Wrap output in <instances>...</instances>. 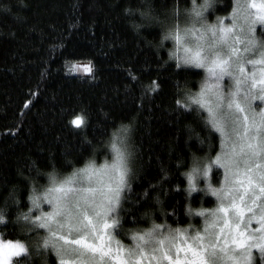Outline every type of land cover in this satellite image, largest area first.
I'll use <instances>...</instances> for the list:
<instances>
[{
	"label": "trees",
	"instance_id": "trees-1",
	"mask_svg": "<svg viewBox=\"0 0 264 264\" xmlns=\"http://www.w3.org/2000/svg\"><path fill=\"white\" fill-rule=\"evenodd\" d=\"M210 1L208 17L227 14L233 4ZM192 6L193 0H0V209L6 216L0 237L27 249L11 264H60L52 247L42 246L46 230L21 214L32 208L33 188L38 194L49 185V173L62 178L89 161L110 159L121 125L128 126L122 147L131 173L112 228L119 242L129 245V236L154 222L193 228V212L214 206L202 190L188 191L185 175L220 146L205 113L183 107L203 72L177 65L171 38L164 39ZM84 62L92 74L73 70ZM152 82L159 87L151 90ZM76 114L86 117L81 127L70 123Z\"/></svg>",
	"mask_w": 264,
	"mask_h": 264
},
{
	"label": "snow or ice",
	"instance_id": "snow-or-ice-1",
	"mask_svg": "<svg viewBox=\"0 0 264 264\" xmlns=\"http://www.w3.org/2000/svg\"><path fill=\"white\" fill-rule=\"evenodd\" d=\"M199 7H207V4ZM249 7L258 11L255 13V18L249 23L248 31H254L252 26L257 23L264 24V0H249L248 4H240L238 0L237 7L233 8L232 13L233 27L221 26L217 30L215 25L206 26L207 31L212 33L213 42L205 46L202 43L205 40V26H202L199 35L196 34L194 28L196 18H201L202 13L197 10L195 0H193V27H186L181 30L179 24H176L168 28L164 36V39L171 37L175 40L177 51L180 50L181 45L183 47V57L177 56L176 52L171 53L172 56H176L177 60L182 59L185 64L202 67L207 72V78L202 82L200 91L196 94H188L186 99L191 103L185 102L183 107L190 108L194 103L206 109L212 127L224 137L221 141L222 150L217 153L214 159L202 166L194 162L191 171L185 173L188 178L189 189L193 190L196 187L195 178L203 176L207 179L213 165L223 167L225 171V186L214 188L211 183L207 184V190L221 200L220 206L211 210L204 221L205 235L208 238L207 246H203L204 238L199 231L192 237V240L196 241L199 246L194 247L189 243L176 244L177 237H184L187 241V237L184 236L187 230L173 229L171 226L154 222L151 229H146L143 233L133 234L136 245L128 251V259H124L119 254L121 251L119 248L115 251L111 248V237H107L105 232L101 231V226L107 230L118 223L114 219L110 224L107 215L119 204L120 190L125 184V176L128 172L127 149L126 146L122 147L128 133V126L121 125L120 129H116L112 134L111 149L115 153V157L110 164L106 161L97 166L95 161H89L83 168L74 170L63 179H58L54 173H49L50 186L38 194L33 188V194L29 196L32 208L27 213L21 214L23 219L31 221L33 226L47 230L48 235L43 238L42 246L44 248L51 246L56 255L61 258L60 264H112V261H116L118 264H129L130 261H135L144 255V247L153 243L160 246V259H167L170 264H223L225 259L237 261L238 264L239 258L232 254L235 249L221 246L217 251L216 242L222 236L225 237V244L229 242L228 237L225 236L226 228L230 231L235 229V235L231 237L230 242L243 249L240 257L249 260L250 249L257 247L260 249L261 258L264 259V243H256L257 239L264 241V205L261 206V216L259 217L260 228L258 231L261 235L259 237L245 236L248 224L256 217L253 214L245 221V211H252V209L244 204V195L237 198V186L230 181L231 175H236L241 171V161L247 169L250 161L264 152V146L254 145L251 142L245 143L250 134V128L259 131L264 127V107L260 108L259 112L253 107L255 100L264 102V67L259 68V78H257L256 68V65L264 66V45L261 46L260 58L249 60L243 53L253 52L256 45L255 39H249L247 45L241 50L234 46V43L231 42L232 37L229 35L235 27V21L238 19H242L246 23L249 21V17L253 15L249 12ZM141 15L145 16L147 13L141 12ZM136 27L139 28V25ZM185 38H190L191 43L186 42ZM240 39L239 36L235 37L236 42H239ZM162 43L163 41H161ZM225 46L227 50L222 52ZM246 63L253 65L252 72L246 71ZM79 67H83L86 72H92L91 64L74 65L73 70H77ZM225 76L234 82V87L229 85L228 93L223 91L222 81ZM249 81H251V85L247 86ZM257 86H259V94L254 91ZM148 87L155 90L159 85L152 82ZM180 103L181 101L177 100V104ZM70 123L81 127L86 123V117L82 114H76ZM226 128L231 129V132L239 138V150H237L236 141H233L231 145L226 143L228 140ZM241 128H243V134L240 131ZM247 171L250 172L251 170L247 169ZM106 178L108 179L106 180ZM111 179L116 180L115 188H112L108 182ZM93 180L97 185L95 188L77 186L83 181L91 182ZM254 183L255 181L248 175L247 185L241 183L239 187L247 193L248 188ZM257 186L260 188V192L264 194V172L260 174V184ZM105 187L113 194L105 193L103 191ZM225 197L231 201L227 206L224 203ZM45 202L51 206V211H44L41 207ZM253 204H255V200H253ZM32 209L39 210L40 214L33 216ZM230 209L232 210L231 220L227 216ZM208 211L201 210L200 215L203 216ZM220 213L225 215L221 217ZM19 219L20 216L17 217V220ZM5 220V210L0 209V223ZM221 221L222 223H220ZM242 224L245 231L241 230ZM164 227H168L167 234L160 231ZM248 240L253 241V243L245 246ZM165 241L168 242L169 247L175 245V258L169 255L167 249L163 248ZM37 247L39 248L41 245L37 244ZM155 250L153 249V251ZM26 251L27 249L21 241L0 239V253H2L0 259L3 260V264H10L13 255H19ZM181 251L191 252L192 258L188 259L185 256L182 260L179 256ZM65 256L75 257V259L64 260L63 257Z\"/></svg>",
	"mask_w": 264,
	"mask_h": 264
},
{
	"label": "rangeland",
	"instance_id": "rangeland-1",
	"mask_svg": "<svg viewBox=\"0 0 264 264\" xmlns=\"http://www.w3.org/2000/svg\"><path fill=\"white\" fill-rule=\"evenodd\" d=\"M237 3H238V0H233L232 7L230 8V10L228 11L227 14L222 15V16H213V17H208V13L212 11V9H210L211 8V1L210 0H203L200 3H195L197 6V10L201 11L202 17L196 18V23L194 25V28L196 30V34L199 35L200 31L202 29V26H205V40L202 42L205 44V46L208 43L213 42L212 33H211V31H207L206 26L215 25L217 27V30H219V28L221 26L233 27L234 22H233V18H232V13H233V8L237 7ZM239 3L240 4H248L249 0H239ZM205 4H207V7H203V8L199 7V6L205 5ZM192 8H193V6L189 9V11L187 13H185L183 18L178 23L181 30H183L186 27H188V28L193 27L194 13L192 12ZM248 10H249V12L253 13V15L249 17V21L247 23L245 21H243L242 19H238L237 21H235V27L233 28V31L231 33H229V35L232 37L231 42L234 43V46L241 49V50H243V48L247 45V42L249 39H255L256 45L253 49V52L252 53H243V54L246 55L249 60L259 59L260 58V51L262 50L261 46L264 45V35H263V33H261V31H264V24L257 23L255 25H253L252 27H253L254 31L249 32L248 31V25L251 22V20L255 18V13L258 10L255 8H250V7ZM236 36H239L241 38L239 42L235 41ZM171 41H172V47L170 50V54L173 52H176L177 56L183 57L184 51H183L182 45L180 46V50L177 51V44H176L175 40L173 38H171ZM185 41L191 43L190 38H185ZM226 50L227 49L225 46V48L222 49V52L226 51ZM172 58L177 65L189 66V67L201 69V71L203 72V78L200 82L198 89L196 91H194L193 94L198 93L200 91V86H201L202 82L207 78L206 70L202 67H196L195 65L185 64V63H183L182 59L177 60L176 56H172ZM84 63L85 64H91L89 62H84ZM91 66H92V64H91ZM260 67H264V66L256 65L257 78H259V68ZM65 69H66L67 74H69V75L75 74L67 66L65 67ZM245 69L247 72L250 73L253 70V65L246 63ZM89 74H92V72L84 71L82 73H79V75H89ZM222 85H223V91L225 93H228L230 90L229 85H233V87H234V82L231 80V78H229L228 76H225L223 81H222ZM250 85H251V81L248 82L247 86H250ZM254 91L257 94H259V86H257V88L254 89ZM241 95H242V93H241ZM188 103H191V102L188 101ZM192 105L197 107L198 109H201L205 113L206 119L208 120L209 114H208L206 109L201 108L199 105L194 104V103ZM253 107L255 108V110L257 112H259L260 108L264 107V102H261L259 100H255V101H253ZM208 123L212 127L211 122L209 120H208ZM212 129H214L217 132V134L219 135L220 146H219V150L217 151V153H219L222 150L221 141L224 139V137L221 135V133L217 129H215L213 127H212ZM226 131L228 133V140L226 141V143L231 145V143L233 141H236L237 142V150H239V147H238L239 143H240L239 138L236 137L231 132V129L226 128ZM240 131L243 134V128H241ZM249 133L250 134L247 137V139L245 140V143L251 142L254 145L264 146V127L259 129V131L255 128H250ZM110 148H111V146H110ZM246 151H247V149H246ZM111 152H112V154H111L110 159L106 160L109 164L113 161V159L115 157V153L113 152L112 149H111ZM217 153L212 155L211 157L203 160L202 163H200V165L202 166L203 164L208 163L211 159H214V157L217 155ZM106 161L99 163V164H96V165L97 166L102 165ZM127 168H128V172L126 173V176H125V184L120 190V198L122 195V191L126 186V181H127L128 177L130 176V173H131V168H130V164L128 161V157H127ZM214 168H219L220 173L218 175L213 176L214 174H212V170ZM240 169H241V171L239 173H237L236 175L230 176V181L232 184H235L237 186V198L240 195H244V204L251 207V209H252V211H245V213H244L245 221H247L249 219V217L253 216V214H255V217H256L255 219H252L250 221V223L247 226L246 231L244 229L243 224L241 225V230L245 231V236L259 237L261 235V233L258 231L260 228L259 217L261 216V206L264 205V194H262L260 192V188L257 185L260 184V174L262 172H264V152H261L258 157L254 158L253 160L250 161V163L247 166V169L251 170L250 172H248L247 169L245 168L243 161H241V163H240ZM248 175H250L252 177V179L255 181V183L250 188H248L247 193H245L244 189L240 188L239 185L241 183H244L245 185H247V176ZM63 178L64 177L58 178V179H63ZM107 179L108 178H106V180ZM187 180H188V178H187ZM108 182L111 184L112 188H115V185H116L115 179H111ZM208 183H211L214 188H221L222 186H225L226 182H225L224 168L217 166V165H213L210 172H209V177L207 179L203 176H197L195 178L196 187L193 190L189 189V182H188L187 187H188L189 192H195L198 190H202L205 195H209V196L213 197V201L215 202V204L211 208H199L193 212L194 213L193 214V225H194V227L192 228L189 226V227L181 229V230H184V229L187 230L184 234V236L187 237V241H185L184 237H177V240L175 242L176 244L183 245L185 243H189V244H192L194 247L199 246L196 241L192 240V237L196 235L197 231H199L201 233V236L204 238V245L203 246L204 247L207 246L208 238L205 235V223H204V221H205L206 217L209 216L210 211L217 209L221 203V200L216 195H213V193L211 191L207 190V184ZM49 186H50V183L42 192H44ZM77 186L78 187H85V188L86 187H92V188L97 187L95 180H93L91 182L83 181L80 184H78ZM103 191L105 193H108L109 195L113 194V193H110L109 189L106 187L103 188ZM253 193H255V195H253ZM120 198H119V200H120ZM253 200H255V204H253ZM230 202L231 201L228 199V197H225V199H224L225 206H227V204H229ZM105 203H107V202H105ZM41 207L44 209V211H51V206L48 205L46 202L44 204H42ZM116 208H117V205L107 215V219H108L110 224L115 219ZM201 210H209V211L205 212V215L202 216V215H200ZM32 214L39 215L40 213H39V210L32 209ZM219 215L221 217H223L225 214L220 213ZM227 216H228L229 220H231V218H232V210L231 209L229 210V213L227 214ZM220 223H222V221ZM113 226L107 230H104L101 226V231L105 232L107 237H111V241H110L111 248L114 251L117 248H119L121 250L119 254L124 259H128V251L135 247L136 241L133 239V235H131V236H129L130 244L125 246V244H122L121 242L118 241V239L115 236H113V234H112ZM160 231L165 233V234L168 233V229H163V230L161 229ZM217 231H219V229H217ZM46 232H47V230H46ZM47 235H48V233H47ZM234 235H235V229L234 228L231 229V231L226 228L225 229V236L228 237L229 242L227 244H225V237L222 236L219 239V241L216 242L217 243V251H219V248L221 246L227 247L228 249H235V251L232 254L236 255L239 258L238 264H264V259L261 258L260 249L257 247H252L250 249V259L249 260H245L243 257H240V253L243 251V249L238 248L235 244L230 242L231 237ZM73 238H75L74 235H73ZM0 239H1V237H0ZM7 240H9V239H6L5 241H7ZM11 241H17V240H11ZM251 243H253V241L248 240V241H246L245 246H247V244H251ZM256 243H264V241H260L259 239H257ZM24 246H25V244H24ZM163 248L167 249L169 252V255L173 256V258L176 257L175 245H173L172 247H169L168 242L165 241ZM153 249H156V250L153 251ZM25 253L26 252H21L19 255H13L11 257V260L14 256H20V255H23ZM0 255H2V253H0ZM160 255H161V252H160V246L159 245H157L155 243L148 244L144 247V255L138 257L135 261H130L129 264H170V261H168L167 259H160ZM179 256L182 260L185 258V256H187L188 259H191L192 253L191 252L185 253V252L181 251L179 253ZM63 259L64 260H74L75 257L65 256V257H63ZM60 260H61V258L59 257V261ZM0 264H3L2 259H0ZM10 264H11V261H10ZM112 264H118V262L112 261ZM223 264H237V261H233L231 259H225Z\"/></svg>",
	"mask_w": 264,
	"mask_h": 264
}]
</instances>
